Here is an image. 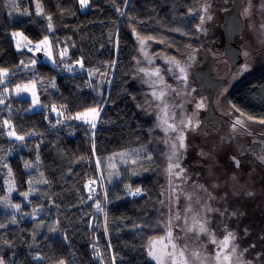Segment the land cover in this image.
I'll use <instances>...</instances> for the list:
<instances>
[{
    "label": "trees",
    "instance_id": "obj_1",
    "mask_svg": "<svg viewBox=\"0 0 264 264\" xmlns=\"http://www.w3.org/2000/svg\"><path fill=\"white\" fill-rule=\"evenodd\" d=\"M205 1L0 0L2 264H156L148 247L164 231L165 175L136 38L185 58L199 46ZM46 40L53 63L34 51ZM27 85L37 103L17 93ZM230 102L264 120V68L238 82ZM91 109L95 127L79 118ZM120 152L134 157L136 175L110 174L108 157Z\"/></svg>",
    "mask_w": 264,
    "mask_h": 264
},
{
    "label": "rangeland",
    "instance_id": "obj_2",
    "mask_svg": "<svg viewBox=\"0 0 264 264\" xmlns=\"http://www.w3.org/2000/svg\"><path fill=\"white\" fill-rule=\"evenodd\" d=\"M233 0H206L201 8V20L198 26L197 46L190 55L183 59L169 56L163 51H154V44L145 37H137V55L136 70L142 82L148 87L149 99L146 103V114L150 116L154 124V144L163 158V167L165 175V200L167 204L166 219L164 221V231L160 236L153 238L148 247L149 257L160 264H232L233 256L240 254V248H237L235 255L233 247L229 244L225 247L222 243L225 240L217 242L211 246L213 251L206 250L205 244L186 243V233L183 224V197L187 192L184 188L185 169L189 163L190 156L195 155L197 160H207L209 167L213 169L216 165L224 163V156L217 148L218 143L214 140H202L196 136V124L203 104L202 94L198 90V84L193 78L192 69L201 60L202 54L206 48H209L212 54L219 53L222 43V30L220 25L223 21V12L232 5ZM13 15H21L16 3H12ZM242 15L246 24L244 37L240 41L244 62L237 69L231 71L230 63L223 57L215 63V73L217 76H226L231 74L226 84V94L229 98L230 90L246 76L262 70L264 68V0H243ZM209 17H211L209 19ZM23 36L21 32L14 33V37ZM248 43V44H247ZM23 47V42H21ZM44 51L42 59L53 63V54L48 40L38 44L34 51ZM221 53V51H220ZM183 69V71H181ZM95 79L94 89L100 93L105 84V76L97 73L92 75ZM17 93L25 94L37 103L36 88L33 85L18 87ZM34 103V104H35ZM98 112V115L96 114ZM88 111L79 116L80 119L96 124L99 119V111ZM190 122V123H189ZM170 126H174L170 127ZM184 139L181 141L180 136ZM183 143L184 147H181ZM205 143V145H204ZM211 148V150H210ZM192 157V156H191ZM134 157L127 152H120L108 157V171L111 175L121 176L136 175L137 172L129 170L130 161ZM178 165V167H177ZM240 168V166L238 167ZM235 173V174H232ZM256 177V172H229L223 167L214 168L209 178L208 186L211 190L225 189L230 193H237L244 189H249L252 179ZM206 179V178H205ZM201 186V185H200ZM203 186V193L208 192L210 188ZM191 195V194H190ZM204 194L195 191L189 203L190 209L193 205L198 209V200ZM202 205L201 209L204 210ZM179 217V218H178ZM171 231V242L168 232ZM161 238L163 242L161 243ZM177 246L175 258H170L166 253L171 251V245ZM167 245V248H165ZM201 248V249H198ZM205 249V251H203ZM199 250V252H197ZM183 251L184 256H180ZM153 253L156 257L155 259ZM219 254V258L217 255ZM228 257L229 259H225Z\"/></svg>",
    "mask_w": 264,
    "mask_h": 264
},
{
    "label": "flooded vegetation",
    "instance_id": "obj_3",
    "mask_svg": "<svg viewBox=\"0 0 264 264\" xmlns=\"http://www.w3.org/2000/svg\"><path fill=\"white\" fill-rule=\"evenodd\" d=\"M244 32L245 29L237 37L239 44L241 39L247 38ZM222 40L219 53L216 54V62L223 57L230 63L223 55L224 37ZM249 42L251 41L248 39ZM244 46L241 44L243 49ZM230 76V73L222 76L224 82L215 94V109L211 111L208 110L206 95L198 87L202 94L203 107L196 124V136L204 141L214 140L219 144L213 149L224 156V163L214 168L223 167L230 173L253 170L256 177L252 179L249 189L237 193H230L225 189L211 190L208 182L214 168L209 167L207 160H197L195 155H191L183 177L184 188L188 192L182 202L183 224L187 236L185 241L188 244L192 240L194 241L192 244H205L206 250L213 251L211 246L227 238L228 244L235 249L232 251L234 255L236 247H241L240 254L236 258L233 256L232 264H264V123H261L264 120L250 119L232 106L230 94L233 88L229 92V98L225 96ZM206 184L210 188L209 193H203V186ZM195 191H200L205 198H199L198 209L193 205L189 211V203ZM202 205L205 206L204 210L201 209ZM195 221L203 225L207 231L201 232L199 225L190 231Z\"/></svg>",
    "mask_w": 264,
    "mask_h": 264
},
{
    "label": "water",
    "instance_id": "obj_4",
    "mask_svg": "<svg viewBox=\"0 0 264 264\" xmlns=\"http://www.w3.org/2000/svg\"><path fill=\"white\" fill-rule=\"evenodd\" d=\"M243 0H233L232 5L223 12L221 30L224 36L223 55L230 62L231 69H237L244 62L242 47L237 42V37L245 29V21L242 15ZM217 56L206 48L201 60L193 67L192 75L199 85V89L206 95L208 110L215 109L214 98L217 90L224 82V78L215 73Z\"/></svg>",
    "mask_w": 264,
    "mask_h": 264
},
{
    "label": "snow or ice",
    "instance_id": "obj_5",
    "mask_svg": "<svg viewBox=\"0 0 264 264\" xmlns=\"http://www.w3.org/2000/svg\"><path fill=\"white\" fill-rule=\"evenodd\" d=\"M87 2H88V0H80V3H81V5H87ZM211 17H209V19H210ZM49 27H51V25H49ZM181 71H183V69H181ZM198 107H203V104H200V105H198ZM90 111H92V112H96V109H91ZM96 114L98 115V112H96ZM251 119V118H250ZM190 123V122H189ZM237 123H240V121H237ZM261 123H264V121H261ZM93 127H95V124H93L92 125ZM170 127H173L174 128V126H170ZM10 135H15V133L13 132V133H10ZM17 139H23V137L22 136H20V137H17ZM180 139H181V141H183V139H184V137H183V135H181L180 136ZM181 147H184V145H183V143H181ZM239 162L237 161V164H238ZM177 167H178V165H177ZM137 192H139V189L137 190ZM26 195V194H25ZM16 207L17 208H19V205H16ZM189 211H191V209H189ZM179 218V217H178ZM196 225H199V222L198 221H195V223H194V225H193V228H190L189 230L190 231H192L195 227H196ZM199 230L201 231V232H205V231H207V229L203 226V225H199ZM171 231H169L168 232V237H169V240H170V238H171ZM230 236H231V234H229ZM163 242V238H161V243ZM170 242H171V240H170ZM224 245H225V247L227 246V244H228V240H227V238L225 239V241H223L222 242ZM165 248H167V245H165ZM176 248H177V246L175 245V244H172L171 245V251H168L166 254L170 257V258H173V260H174V258H175V250H176ZM233 251H235V249H233ZM150 255H153V257L155 258V259H158V261H160V258L159 257H156L153 253H150ZM180 256L181 257H183L184 256V253H183V251H180ZM217 258H219V254L217 255ZM225 259H229L228 257H225ZM0 264H2V262H0ZM61 264H63V262H61ZM160 264H162V261H160ZM184 264H187V261H184Z\"/></svg>",
    "mask_w": 264,
    "mask_h": 264
},
{
    "label": "bare ground",
    "instance_id": "obj_6",
    "mask_svg": "<svg viewBox=\"0 0 264 264\" xmlns=\"http://www.w3.org/2000/svg\"><path fill=\"white\" fill-rule=\"evenodd\" d=\"M224 16V15H223ZM224 35V34H223ZM224 37V36H223ZM194 78V77H193ZM195 80V79H194ZM196 81V80H195ZM196 83H197V81H196ZM198 84V83H197ZM198 87H199V85H198Z\"/></svg>",
    "mask_w": 264,
    "mask_h": 264
}]
</instances>
